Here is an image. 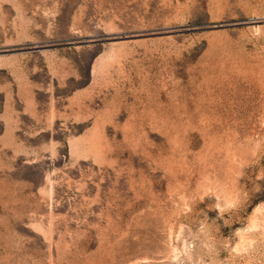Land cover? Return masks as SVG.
Wrapping results in <instances>:
<instances>
[{"label": "rangeland", "instance_id": "obj_1", "mask_svg": "<svg viewBox=\"0 0 264 264\" xmlns=\"http://www.w3.org/2000/svg\"><path fill=\"white\" fill-rule=\"evenodd\" d=\"M0 264H264V0H0Z\"/></svg>", "mask_w": 264, "mask_h": 264}]
</instances>
